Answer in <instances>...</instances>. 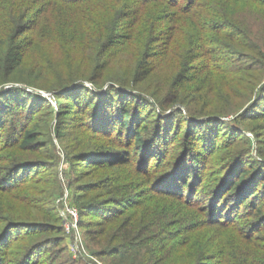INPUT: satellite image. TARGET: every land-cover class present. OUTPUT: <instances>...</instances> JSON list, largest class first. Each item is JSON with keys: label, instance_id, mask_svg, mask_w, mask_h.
<instances>
[{"label": "trees", "instance_id": "16d2710c", "mask_svg": "<svg viewBox=\"0 0 264 264\" xmlns=\"http://www.w3.org/2000/svg\"><path fill=\"white\" fill-rule=\"evenodd\" d=\"M94 1L0 0V264H85L67 256V233L54 204L63 186L50 101L56 91L85 81L95 89L81 90L89 98L75 130L87 138H76L66 155L74 157L72 166L87 165L81 178L96 177L80 186L76 203L81 218L93 219L84 227L80 222L92 255L103 264H264V138L258 134L252 157L247 137L220 138L226 125L220 119L191 121L243 108L238 118L255 120L246 113L251 109L264 116V0H117L127 31L151 28L144 42L121 33L98 40L94 72L48 89L50 100L6 89L22 82L18 71L48 21L43 16ZM153 8L157 15L142 17ZM159 23L169 32H159ZM175 34L188 39L178 56L183 71L204 61L192 80L198 86L189 90L182 72L166 89L157 82L134 95ZM136 44L132 71H98L110 64L114 48L128 53ZM208 80L218 85L204 92L200 84ZM211 94L215 102H207ZM107 98L114 103L102 122Z\"/></svg>", "mask_w": 264, "mask_h": 264}, {"label": "rangeland", "instance_id": "374dc122", "mask_svg": "<svg viewBox=\"0 0 264 264\" xmlns=\"http://www.w3.org/2000/svg\"><path fill=\"white\" fill-rule=\"evenodd\" d=\"M116 2L117 0H98L83 6L61 7L55 11H50L49 14L43 16L46 17L48 21L44 24L37 36V44L35 48L31 50V56L29 55L30 59L18 71V75L20 76L22 82L17 84L13 83L8 86L5 85L6 89L19 87L29 91L30 93L43 95L47 100H50V95L53 94V92L48 91V89H55L60 86V84H67L68 82L77 80L81 77L84 78L94 72L96 63L93 62L95 65H92L91 62L95 55L100 52L98 40L105 39L113 33H121L129 36L136 35L142 41L145 40L150 34L151 28L148 27V25L143 24L142 27L134 30V32L127 31L128 27L125 26L126 20L123 17L125 11H122L120 7H117ZM158 11L159 10L154 8L149 9L142 12V17H154L155 13L156 15L158 14ZM168 29L169 25L167 23H159V32L166 34L167 31L169 32ZM180 32L182 33V31ZM169 34L170 38L173 39V33ZM89 44H92L91 48L88 47ZM182 44L183 48H186V45L188 44L187 35L175 34L170 51L167 52L165 56L160 57L157 62L154 60L151 61L152 63L149 65V70H154L151 74L152 78L141 84L142 89L137 86L136 88L140 91H132L134 95L135 93H141L145 86L157 82H161L162 86L166 89L167 86H170V84L174 81V78L182 72L188 73V77L183 80V83L189 90L198 86L197 83L192 80H194V77L198 74L197 66H200L199 69L201 74V70L203 68V63L201 62L204 61L198 60L194 63V65H192V67L188 68L186 72L183 71L178 58L181 54ZM139 48H141V45L136 46L128 53L123 48H114L111 51L115 52L113 53V57L107 61L110 64L104 66L103 69H98V71H107L110 73L116 72V74L120 73L121 75H124L123 73L125 71L127 72V70L132 71L135 66V59ZM185 55L188 56L189 54L186 53ZM243 58L246 57L240 55V59ZM245 61L246 60H244V62ZM244 62L242 64H245ZM190 74H193V76H190ZM204 76L205 72H203L201 78ZM111 84L113 83H110L108 86ZM216 85L218 84L212 80H208V82L203 85L200 84V86L204 88V92ZM108 86H104L103 90H105ZM133 86L135 85L131 84L129 87L133 88ZM234 86L235 85H233V87ZM2 87H4V85L0 87V90ZM85 87L95 89L93 84L85 81L84 84H79V86L76 87L74 86V88L72 87L68 91H56V98L50 100L56 115L52 124V140L58 151L59 158L61 159L59 164V174L63 186L62 191L55 197L54 204L59 212L63 228L65 221L64 211L66 206L75 207L79 210L76 203L80 194V186L82 184L95 182L96 180V177H94L95 175L81 178L80 172H82L81 170H86L87 165L83 164L78 167L72 166V158L74 157L69 158V155H66L67 153H71L75 150L74 147L77 144L76 138H87V136H84V132L82 130H80V133H77L75 130V128L79 126V123L82 122L79 111L85 104V100H87L86 97L89 98V93L87 91H81ZM123 91L129 92L128 89H124ZM68 94L73 97V100L70 102L66 100L69 96ZM111 100H109V98L106 99L104 104L106 113L100 118L102 122H107L108 108H110L111 104L114 103V101ZM209 101L215 102L213 94L207 98V102ZM62 109L64 112L60 114ZM244 110L245 108H243V110L236 115H228L226 117L207 116L193 120L191 119V121L199 123L208 121L212 118L215 120L220 119L222 122L226 123V125H224L225 128L223 129L225 132H220V138L233 139L235 137V139H239L241 136L247 137L249 140L247 145L249 144L248 147L250 148L251 156L257 157V148L259 147V143L257 142L258 134L264 138V116L259 117L255 109H251L246 113L251 114L252 116L256 115L257 117L255 120L243 119L241 117L238 118L240 114H244L242 113ZM256 110H261V105H258ZM169 113H171V111L167 112V114ZM44 115V117L49 116L48 113H45ZM59 128L64 129L62 132L71 131L73 136H67L59 133ZM242 144L246 145L245 142ZM90 146H94L93 141L90 143ZM67 147L69 151H66L65 148ZM238 147L240 149L243 148L242 145H239ZM246 164H250L248 160ZM81 219H83V227L88 220H93L90 216L80 217V222ZM80 232L83 239V245L86 248V254L81 251L78 252V254L75 253L76 238L72 235L66 234L67 241H65V245L68 250L67 256H72V258L81 260L85 264H103L99 259L92 255V250L86 246V239L84 241L83 238L85 231L83 228L81 229V226Z\"/></svg>", "mask_w": 264, "mask_h": 264}, {"label": "built area", "instance_id": "2783aa9c", "mask_svg": "<svg viewBox=\"0 0 264 264\" xmlns=\"http://www.w3.org/2000/svg\"><path fill=\"white\" fill-rule=\"evenodd\" d=\"M64 228L68 235H72L76 238V251L83 252L86 254V248L83 245V239L80 232V212L77 208L66 206L64 211ZM76 254V255H77Z\"/></svg>", "mask_w": 264, "mask_h": 264}, {"label": "water", "instance_id": "95a60500", "mask_svg": "<svg viewBox=\"0 0 264 264\" xmlns=\"http://www.w3.org/2000/svg\"><path fill=\"white\" fill-rule=\"evenodd\" d=\"M41 93V92H40ZM41 94H43V93H41Z\"/></svg>", "mask_w": 264, "mask_h": 264}]
</instances>
